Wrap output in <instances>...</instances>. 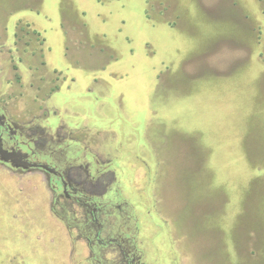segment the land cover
Wrapping results in <instances>:
<instances>
[{
    "label": "rangeland",
    "instance_id": "obj_1",
    "mask_svg": "<svg viewBox=\"0 0 264 264\" xmlns=\"http://www.w3.org/2000/svg\"><path fill=\"white\" fill-rule=\"evenodd\" d=\"M0 106L105 206L0 164V264H264V0H0Z\"/></svg>",
    "mask_w": 264,
    "mask_h": 264
},
{
    "label": "flooded vegetation",
    "instance_id": "obj_2",
    "mask_svg": "<svg viewBox=\"0 0 264 264\" xmlns=\"http://www.w3.org/2000/svg\"><path fill=\"white\" fill-rule=\"evenodd\" d=\"M22 126L58 125L17 122L13 116L9 115L5 108L0 106V164L9 166L13 170L21 168L27 169L24 171H32L37 168L48 170L56 181L55 184H52L54 192L53 201L55 202L56 199L58 201L61 195L78 199L81 204L91 207L90 213L93 214V218L95 219L97 211H102L105 206H100L101 203L99 201L96 202V198L94 199L83 192H79V189L74 188L71 182L66 179V171L61 167L62 162L58 158L59 152L56 148H52L54 145L59 144V139L51 134H49L50 137L48 135L35 137L31 136V134H24L23 131L26 128ZM106 190L107 188H105ZM116 206L120 207V205ZM100 236L99 234L98 240L103 239ZM128 240L124 239V242ZM123 253L126 258L130 259V264H135L136 256L134 253L129 254L126 250H123Z\"/></svg>",
    "mask_w": 264,
    "mask_h": 264
},
{
    "label": "crops",
    "instance_id": "obj_3",
    "mask_svg": "<svg viewBox=\"0 0 264 264\" xmlns=\"http://www.w3.org/2000/svg\"><path fill=\"white\" fill-rule=\"evenodd\" d=\"M137 208V207H136ZM138 209V208H137Z\"/></svg>",
    "mask_w": 264,
    "mask_h": 264
}]
</instances>
